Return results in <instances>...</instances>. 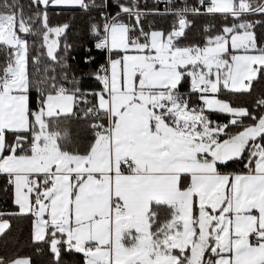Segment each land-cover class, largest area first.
Here are the masks:
<instances>
[{"label": "snow or ice", "instance_id": "obj_1", "mask_svg": "<svg viewBox=\"0 0 264 264\" xmlns=\"http://www.w3.org/2000/svg\"><path fill=\"white\" fill-rule=\"evenodd\" d=\"M258 85L264 0H0V238L25 218L49 264H264Z\"/></svg>", "mask_w": 264, "mask_h": 264}, {"label": "trees", "instance_id": "obj_2", "mask_svg": "<svg viewBox=\"0 0 264 264\" xmlns=\"http://www.w3.org/2000/svg\"><path fill=\"white\" fill-rule=\"evenodd\" d=\"M27 3V0H24ZM142 2L146 3L149 7L152 6L153 0H142ZM59 12V15L56 13ZM71 19L72 28L67 33V42L77 45L75 50L72 52V56L75 59H72L70 63L72 64L73 71L77 73L79 76L81 73H87L92 68L96 67V64L90 66L85 65L83 63V57L85 52L83 51V47H91V42L89 37L86 34L85 28V19L79 12H74L70 8L55 9L51 13V19L53 24L63 23L65 21H69ZM152 17H149V20H152ZM170 22L169 19H159L158 23L161 26H167ZM213 23H219V18L217 20L212 21ZM208 23L206 18H201L196 22V29L193 30V35L198 32L200 26L202 24ZM92 55L97 57V63H101L103 61V54L96 52L93 50ZM95 82L91 79H84L83 86L89 87L93 85ZM258 88L264 87V85H258ZM3 180L0 179V187L3 186ZM12 202L9 196L5 195L4 192L0 191V210H9L12 209ZM12 228L11 231L8 232L7 236L0 238V251L7 250L11 253H18L21 256H30L33 264H49L50 256L47 252V249H43L41 252H37L35 250L34 245L31 242V221L25 218H17L11 221ZM64 264H75L74 258L70 255L64 256Z\"/></svg>", "mask_w": 264, "mask_h": 264}, {"label": "crops", "instance_id": "obj_3", "mask_svg": "<svg viewBox=\"0 0 264 264\" xmlns=\"http://www.w3.org/2000/svg\"><path fill=\"white\" fill-rule=\"evenodd\" d=\"M30 234H31V230H30Z\"/></svg>", "mask_w": 264, "mask_h": 264}, {"label": "built area", "instance_id": "obj_4", "mask_svg": "<svg viewBox=\"0 0 264 264\" xmlns=\"http://www.w3.org/2000/svg\"><path fill=\"white\" fill-rule=\"evenodd\" d=\"M102 62H103V61H102ZM102 62H101V63H102Z\"/></svg>", "mask_w": 264, "mask_h": 264}]
</instances>
